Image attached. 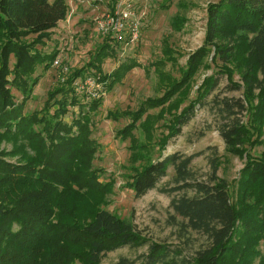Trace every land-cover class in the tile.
Returning a JSON list of instances; mask_svg holds the SVG:
<instances>
[{
    "label": "trees",
    "instance_id": "1",
    "mask_svg": "<svg viewBox=\"0 0 264 264\" xmlns=\"http://www.w3.org/2000/svg\"><path fill=\"white\" fill-rule=\"evenodd\" d=\"M207 10L204 44L190 55L181 76L166 69L168 64L179 66L178 53L166 37L161 58L146 69L149 73L154 68L163 94L143 100L137 110H110L108 118L131 120L117 131L119 138L131 140L127 186L141 197L173 167L177 185L164 190L192 189L195 194L173 198L171 207L187 228L208 235L211 244L191 257L183 255L179 245L152 242L140 261L121 258L116 264H255L257 259L264 264V149L259 156L247 154L237 203L231 200L227 182L217 177V162L212 165V182L198 181L191 171L195 154L162 153L196 109L207 104L220 75L227 76L230 90L243 89L242 97L213 99L228 150L240 155L247 152L246 145L264 146V0H219ZM68 11L67 0H0V144L5 138L13 145L0 151V264H101L111 251L149 242L131 221L103 207L114 182L99 181L101 173L92 167L98 145L90 128V113L103 98L86 102L73 88L77 78L93 73L110 91L142 64L128 58L104 73L105 61L117 55L111 39L105 38L85 66L71 71L49 92L42 109L24 112L39 82L37 68H50L58 54H43L35 44L49 36ZM185 22L176 15L171 25L179 31ZM32 35L37 37L30 41ZM212 46L213 60L223 65L206 76L196 98L182 106ZM235 71L243 86L231 79ZM12 88L23 100H16ZM74 106L80 108L79 115L68 123L64 118ZM155 109L159 111L151 112ZM244 112L249 114L247 122ZM161 120L166 133L157 137ZM137 129L144 141L135 136ZM156 146L160 155L153 159Z\"/></svg>",
    "mask_w": 264,
    "mask_h": 264
},
{
    "label": "rangeland",
    "instance_id": "2",
    "mask_svg": "<svg viewBox=\"0 0 264 264\" xmlns=\"http://www.w3.org/2000/svg\"><path fill=\"white\" fill-rule=\"evenodd\" d=\"M110 0H67L69 5L68 15L70 21H62L53 28L49 36L37 42L36 48L43 54L58 53L56 58L62 65L69 67L71 73L75 69L85 66L97 47L103 42L97 35L91 22L93 11L96 6L100 9L108 4ZM219 0H153L147 20L144 23L142 38L137 47L118 52L115 57L109 58L103 65V72L109 73L122 61L128 58L137 59L142 66L132 69L123 81L108 91L102 99L101 105L90 113L92 138L97 142L98 148L92 160V167L100 171L99 181H113V192L106 197L103 207L116 214L120 218L127 219L133 223L135 228L145 236L149 242L140 247L125 246L104 255L101 264H116L121 258L140 261L139 258L148 252L152 242L169 243L179 245L183 249V255L195 256L199 251L209 247L211 239L202 231L193 230L185 226L186 221L175 214L171 207V201L182 195L193 196L192 189L178 191H165L177 184L174 181L175 170L169 167L167 176L163 177L155 189L147 194L137 197L135 192L127 186L130 181V149L131 140H123L117 136V131L127 125L131 120L123 117L120 120L108 118L110 110H137L141 102L148 97L161 96L162 88L154 68L150 72L146 70L149 65L159 60L162 56V42L169 38L174 49L177 51L179 66L172 67L168 64L167 70L179 78L181 68H185L190 55L200 48L205 41L208 20V5ZM181 15L186 18L182 29L175 31L171 22L173 17ZM37 36L32 35L31 41ZM206 57L204 63L199 67L191 81V89L186 94V101L182 106L188 105L197 96V89L206 76L216 73L221 60L214 61V47ZM35 76L39 82L33 87L32 95L26 100L24 112L30 114L35 110L43 108L49 97V92L55 89L61 80L60 69L52 64L50 68L43 66L37 68ZM231 79L243 86L240 74L235 71ZM227 76L220 75V83L216 90L208 97L207 104L198 107L195 116L189 123L183 126L182 133L171 139L162 151L163 155L179 152L184 155L195 154L191 164V171L196 180L212 182L213 162L219 164L217 177L224 179L228 184L231 200L238 201L240 189L241 171L247 162V154L259 156L263 151V144L246 145L247 152L236 155L228 150L226 142L218 129L222 123L220 116L215 114L213 99L243 96V89L230 90ZM16 100L20 102L23 96L20 91L12 88ZM178 97V96H176ZM174 97L173 99H175ZM259 99H254L253 104H258ZM181 106V107H182ZM248 106V105H247ZM85 107V106H84ZM251 104L249 106V109ZM88 110L87 108H85ZM155 109L151 112L157 113ZM78 106L69 107L65 120L71 123L79 115ZM169 117H167L168 119ZM243 120L248 121L249 114L244 112ZM164 120L157 124L156 136L166 133ZM135 136L144 141L141 129L135 130ZM261 140L263 138H260ZM12 143L5 138L0 144V151H9ZM153 159L160 154L158 147L154 149ZM7 160L16 162L17 157L6 156ZM140 163V162H139ZM264 253V247L261 246ZM255 264H259V259Z\"/></svg>",
    "mask_w": 264,
    "mask_h": 264
},
{
    "label": "built area",
    "instance_id": "3",
    "mask_svg": "<svg viewBox=\"0 0 264 264\" xmlns=\"http://www.w3.org/2000/svg\"><path fill=\"white\" fill-rule=\"evenodd\" d=\"M152 2L153 0H110L102 9L96 6L91 18L95 32L102 40L110 38L117 53L137 47L141 41L143 26ZM62 21L69 22L70 16L67 15ZM53 64L60 69L61 80L64 82L69 67L62 65L58 58ZM73 88L76 95L86 102L103 98L107 93L105 83L93 73L77 78Z\"/></svg>",
    "mask_w": 264,
    "mask_h": 264
},
{
    "label": "crops",
    "instance_id": "4",
    "mask_svg": "<svg viewBox=\"0 0 264 264\" xmlns=\"http://www.w3.org/2000/svg\"><path fill=\"white\" fill-rule=\"evenodd\" d=\"M60 22H62V21H60ZM60 22H59V23H60Z\"/></svg>",
    "mask_w": 264,
    "mask_h": 264
}]
</instances>
